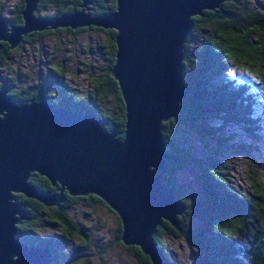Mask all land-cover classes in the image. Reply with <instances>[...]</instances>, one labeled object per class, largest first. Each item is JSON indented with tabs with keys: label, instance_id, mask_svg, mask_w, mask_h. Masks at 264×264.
I'll use <instances>...</instances> for the list:
<instances>
[{
	"label": "trees",
	"instance_id": "obj_1",
	"mask_svg": "<svg viewBox=\"0 0 264 264\" xmlns=\"http://www.w3.org/2000/svg\"><path fill=\"white\" fill-rule=\"evenodd\" d=\"M81 2L41 0L36 13L52 17L73 12L81 8ZM14 6V14L4 16L9 24H22L25 0L17 1ZM91 7L89 11L94 15L111 12L116 9V0H93ZM192 19L183 58L188 94L181 101L178 116L165 121L163 126L164 139L170 145L167 152L176 157L166 158L163 181L177 191L185 208L177 215V225L164 219L157 226L154 237L172 264L178 263L166 239L170 235L183 237L190 243L194 264H264V174L260 173L261 162L256 156V150L260 149L258 145L264 143V126L260 113H256V107L263 101L259 91L255 90L257 84L264 86V10L255 0H227L220 7L205 10L203 15ZM199 27L204 30L202 41L200 46H192ZM92 28L102 29L98 26L63 27L28 33L24 40H40L45 34L60 29L72 34ZM105 32L107 36L101 50L108 61L106 69L89 74L91 88L85 94L65 83L67 65L63 58L52 65V76L59 84H64L63 99L73 101V107L81 105L83 112L99 114L104 126L108 130L115 129L117 136L123 138L125 104L112 74L117 50L114 43L116 30ZM17 48L6 47L5 41H1L0 64ZM233 65L253 75L257 82L231 76L229 72ZM17 78L14 75L0 80V89L9 88L8 93L16 102L40 99L39 92L43 90L51 102L59 105L58 88V97H55L39 82L17 87L14 82ZM186 127L199 136L198 144L183 139L180 130ZM239 135L243 138L236 139ZM234 155L246 157L249 162L247 188L234 183ZM192 165L199 169L196 176L198 189H194L200 191L198 195L192 190L191 182L187 184L179 176ZM29 182L47 193L60 191L59 184L54 185L39 172H32ZM17 196L26 211V216L17 224V237L33 246L50 249L51 264H59L58 259L70 255L67 248L72 241H77L76 252L72 254L83 255L91 240L78 207L97 209L103 205L117 217L113 240L135 255L141 264H154L140 245L123 241L121 216L95 193L73 195L65 190L61 202L52 205L24 193H17ZM196 219L200 220L199 225H194ZM50 223L60 226L62 231L43 233ZM80 258L70 264H90L89 259L80 262Z\"/></svg>",
	"mask_w": 264,
	"mask_h": 264
},
{
	"label": "water",
	"instance_id": "obj_2",
	"mask_svg": "<svg viewBox=\"0 0 264 264\" xmlns=\"http://www.w3.org/2000/svg\"><path fill=\"white\" fill-rule=\"evenodd\" d=\"M40 1L25 0L22 24L0 14V41L13 49L28 33L47 29H115L112 74L125 104L124 134L63 99L64 84L59 105L46 95L18 103L0 89V264H51L50 249L17 237L26 216L17 193L52 205L65 190L99 195L121 216L126 244L140 245L154 264H172L154 233L164 219L177 225L185 205L163 181L166 158L176 159L163 126L188 94L183 58L192 18L227 0H116L115 10L97 15L89 11L93 0H82L79 10L52 17L36 13ZM32 172L59 184V193L30 183Z\"/></svg>",
	"mask_w": 264,
	"mask_h": 264
},
{
	"label": "rangeland",
	"instance_id": "obj_3",
	"mask_svg": "<svg viewBox=\"0 0 264 264\" xmlns=\"http://www.w3.org/2000/svg\"><path fill=\"white\" fill-rule=\"evenodd\" d=\"M2 1L0 0V3ZM4 1L5 5L0 6L1 12L6 16L14 14L12 9L19 0ZM255 1L258 3L259 8L264 10V0ZM203 35L204 30L201 27L197 28L192 46L200 44ZM106 36V32H102V29L92 28L72 34L65 31L49 33L45 34L40 40L25 41L18 51L15 50L6 62L0 64V80H4L7 76L17 75L18 78L14 80L17 87L24 86L26 83L39 82L43 87L49 89L55 97H58L55 89L59 88V82L53 78L50 69H52V65L55 62H59L60 58H63L67 65V73L64 77L65 83L78 90L81 94H85L91 88L89 74H98L106 69L108 61L101 50V44ZM229 74L240 79H250L253 83L254 81L257 82L253 75L246 73L241 67L236 65L230 67ZM256 89L261 95L263 105L264 86L257 84ZM262 105L256 107V113H260L261 123L264 126V107ZM180 134L186 142H195L196 144L199 142V136L192 132L189 127L180 130ZM181 135H179L180 138ZM240 138H243V136L239 135L236 139ZM258 146L260 149L256 150V156L261 162L262 169H260V173L264 174V143ZM232 158L235 160L233 162L235 164L233 168L234 183L247 188L249 162L246 157L241 155H234ZM198 172V166L192 165L182 170L179 174L182 179L186 180L187 184L191 182L190 185L194 192H197L195 190L198 189L196 183ZM198 194H200V191L197 192ZM78 210L82 224H86L85 231L90 237L91 245L86 248L82 256H79L78 253L76 255L72 254V252H76L74 247L77 241L70 242L67 248L70 255L58 259L59 264H70L78 257H81L80 262L89 259L90 264H141L135 255L113 240L115 229L118 226L117 217L113 211H110L104 205L99 206L97 209H88L86 207L84 209V207L79 206ZM86 210L90 214L86 213ZM199 224L200 220L196 219L194 225ZM46 226L43 233H58L62 231V228L58 225L50 223ZM166 239H168L170 244L171 254L178 264H194V254L187 240L174 235L167 236ZM100 244L104 246L100 247Z\"/></svg>",
	"mask_w": 264,
	"mask_h": 264
},
{
	"label": "flooded vegetation",
	"instance_id": "obj_4",
	"mask_svg": "<svg viewBox=\"0 0 264 264\" xmlns=\"http://www.w3.org/2000/svg\"><path fill=\"white\" fill-rule=\"evenodd\" d=\"M4 1V0H3ZM3 1L0 3V6H1V4L3 3ZM5 5V4H4ZM3 5V6H4ZM13 10V9H12ZM0 14L1 15H3L4 16V14L1 12V10H0ZM5 17V16H4ZM98 27H101V26H98ZM102 28V27H101ZM55 29H57V28H55ZM47 30H49V29H47ZM42 31H45V30H42ZM63 31V29H60L59 31L57 30L56 32H62ZM56 32H53V33H56ZM25 41H28V40H24L23 39V41L18 45V48H17V50L16 51H18L19 49H20V47L22 46V44H23V42H25ZM0 43H1V41H0ZM15 49V48H14ZM7 61V60H6ZM5 61V62H6ZM50 72H51V74H52V69H50ZM23 86V85H22ZM22 86H18V87H22ZM7 89H9V88H7ZM59 89V88H58ZM45 90H49V89H45ZM23 92H25V90H23ZM50 92V91H49ZM55 92H58L57 91V88L55 89ZM39 94H40V97L42 96V95H45L46 93H45V91L43 92V90H42V92L40 91L39 92Z\"/></svg>",
	"mask_w": 264,
	"mask_h": 264
}]
</instances>
